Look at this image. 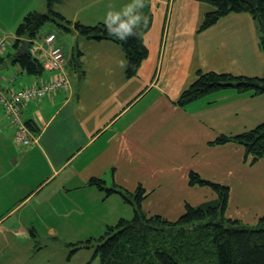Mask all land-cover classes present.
<instances>
[{"label": "crops", "instance_id": "crops-1", "mask_svg": "<svg viewBox=\"0 0 264 264\" xmlns=\"http://www.w3.org/2000/svg\"><path fill=\"white\" fill-rule=\"evenodd\" d=\"M145 4L152 16L144 35L149 55L136 76H127L125 53L117 43L82 37L70 27L69 47L59 37L57 43L65 52L72 90L22 108V120L34 127L33 144L15 141L16 130L0 108V264H72L81 250L68 259L64 250L35 249L37 235L25 219L48 216L47 234L62 243L58 236L66 218L82 213L66 207L68 196L95 203L103 198V191L89 186L93 178L131 193L142 187L144 211L176 221L188 204L218 198L211 188L190 184L193 172L229 187L228 218L255 226L264 217V159L245 161L244 148L235 143L211 145L219 136L264 124V94L227 89L177 105L200 71L262 78L258 24L248 13H231L200 31L214 8L198 0H85L76 15L64 16L87 25L109 24L137 14ZM9 29L0 32L17 37L14 27ZM15 51L0 57V88L16 91L54 75L50 70L29 74L9 57ZM12 200L17 203L3 213ZM48 201L61 207L51 208ZM88 211L83 204L84 217ZM77 224L89 227V220Z\"/></svg>", "mask_w": 264, "mask_h": 264}, {"label": "trees", "instance_id": "trees-1", "mask_svg": "<svg viewBox=\"0 0 264 264\" xmlns=\"http://www.w3.org/2000/svg\"><path fill=\"white\" fill-rule=\"evenodd\" d=\"M62 1L47 0L48 14L30 12L25 15L16 31L14 49L18 48L22 39H37L41 28L57 18L63 25L66 24L63 27L67 31L72 27L82 37L117 43L125 53L127 76H136L149 55L144 35L151 26L152 16L147 4L131 17L125 16L113 24L99 23L91 26L72 22L57 12L55 7ZM198 1L206 2L214 8L206 14L200 31L213 27L231 13H248L257 24L259 21L264 23V0ZM259 32L262 35L260 27ZM261 49L264 53L262 38ZM8 55L15 60L12 53ZM15 61L31 75H40L44 71L42 64L30 51ZM227 89H234L238 93L251 92L253 97L260 96L264 94V76L244 78L200 71L197 80L182 94L177 105L185 107ZM28 127L34 130L30 123ZM228 143L242 146L245 161L255 164L264 159V124L236 136H219L211 145ZM189 182L192 186L211 188L218 194V198L199 206L188 204L178 220L170 221L160 215H148L144 211L142 204L147 192L142 187L131 193L114 185L107 187L103 179H91L89 186L105 192L107 197L121 195L129 203L133 202L135 208L133 219H120L116 225L106 228L97 239L95 256L99 257L101 264H264V217L255 226L228 218L229 187L205 180L193 172L189 175ZM93 241L69 243L68 246L73 250L68 259L82 249L95 247Z\"/></svg>", "mask_w": 264, "mask_h": 264}, {"label": "rangeland", "instance_id": "rangeland-1", "mask_svg": "<svg viewBox=\"0 0 264 264\" xmlns=\"http://www.w3.org/2000/svg\"><path fill=\"white\" fill-rule=\"evenodd\" d=\"M84 3L85 0L82 1L63 0L61 2V5L56 6V9L57 12L59 11V13H61L63 16L70 15V17H72L73 15H76L78 13L79 7L81 5H84ZM125 11L129 12L131 11V8L126 7ZM30 12H39L42 14H48L49 10L47 5V0H0V28L9 31L10 30L9 28L14 27L13 32L14 31L16 32L25 15H27ZM81 14L83 16L89 15L88 11H83ZM115 22H111L109 24H113ZM104 24H108V23H104ZM63 26H66V24L63 25V23L57 18L55 21L47 22L41 28L37 36L36 43L41 44L44 38L49 34V32L53 31L57 35V37H59L58 41H60L61 45H64L65 48L67 49V47H69L68 41L71 36V33L66 31V29ZM0 35L3 36L4 34L0 32ZM3 38H5L8 42V47L6 52H13L14 44L17 40V37L16 36L14 37V35H4ZM101 193L103 198L99 199L97 203H95V200H90V202H87L83 199H76V195L68 196L66 207H68V209L80 208L82 213L74 212L71 218H66V226L63 229L61 228V231L59 232V236H58L59 239L62 241V243L55 242V240L47 234L46 227H47V223L50 222L48 216L26 218L25 221L26 220L31 221L30 222L31 231L37 235L35 240V246L36 247L48 246L51 248L54 247L56 249L71 252L73 248H70L68 246V243L77 244L80 242H86L90 239H93L94 240L93 244H95V247L90 248L89 250L82 249L79 255L77 256V259L74 262H72V264H82L81 262H83L84 264H101L99 257L95 256L96 243H98L97 239H99L106 230V226H103L101 228V225L107 223H110L111 225H115L120 221L119 219L121 218L133 219V217L135 216V208L133 206L134 205L133 202L129 203L128 201L124 200L121 195L118 194L107 197L105 192H101ZM131 200L133 199L131 198ZM15 203H17V200L9 201L8 204L4 207V209L2 208L3 213H7L8 209H10L9 207L14 205ZM39 203H42V201L37 202V204ZM47 204L51 208L61 207V202L59 201L56 202L48 201ZM83 204L87 208H89L90 211H91V206H93V213L88 211L85 214L86 216L84 217ZM28 206H30V204ZM23 209L26 208L24 207ZM37 209L38 211L42 212V210H44L45 208H42L41 205L39 204L37 206ZM21 212H19L18 214H20ZM57 219H61V218H57ZM85 219L89 220V227H79L77 223H81L82 220ZM69 223H72L74 225L73 228L70 227ZM86 258L88 259L85 261Z\"/></svg>", "mask_w": 264, "mask_h": 264}, {"label": "built area", "instance_id": "built-area-1", "mask_svg": "<svg viewBox=\"0 0 264 264\" xmlns=\"http://www.w3.org/2000/svg\"><path fill=\"white\" fill-rule=\"evenodd\" d=\"M56 35L50 34L43 43L35 44L31 53L40 61L42 66L54 71V75L47 82L34 84L30 87L21 88L18 91H10L8 95L0 89V105L10 117L11 123L16 129V142L23 145L32 144L33 137L27 125L21 120L23 106L31 101H41L44 98H53L59 91H69L72 88L71 80L65 67V56L62 48L56 43ZM8 42L0 36V56L4 54Z\"/></svg>", "mask_w": 264, "mask_h": 264}, {"label": "water", "instance_id": "water-1", "mask_svg": "<svg viewBox=\"0 0 264 264\" xmlns=\"http://www.w3.org/2000/svg\"><path fill=\"white\" fill-rule=\"evenodd\" d=\"M259 26L261 28L262 39L264 40V23L259 21ZM32 45V40L30 39H22L19 43L18 48L16 49L15 53L13 54V58L15 60H19L24 54L29 52V49Z\"/></svg>", "mask_w": 264, "mask_h": 264}]
</instances>
